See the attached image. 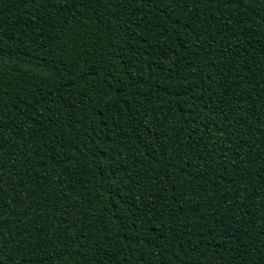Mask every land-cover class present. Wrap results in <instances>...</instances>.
I'll return each mask as SVG.
<instances>
[{"label": "trees", "instance_id": "trees-1", "mask_svg": "<svg viewBox=\"0 0 264 264\" xmlns=\"http://www.w3.org/2000/svg\"><path fill=\"white\" fill-rule=\"evenodd\" d=\"M0 264H264V0H0Z\"/></svg>", "mask_w": 264, "mask_h": 264}]
</instances>
